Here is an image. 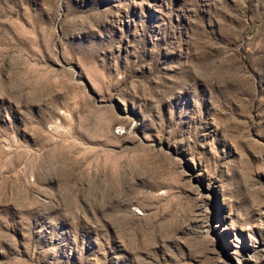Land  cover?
Instances as JSON below:
<instances>
[{"label": "rangeland", "instance_id": "rangeland-1", "mask_svg": "<svg viewBox=\"0 0 264 264\" xmlns=\"http://www.w3.org/2000/svg\"><path fill=\"white\" fill-rule=\"evenodd\" d=\"M0 264H264V0H0Z\"/></svg>", "mask_w": 264, "mask_h": 264}]
</instances>
